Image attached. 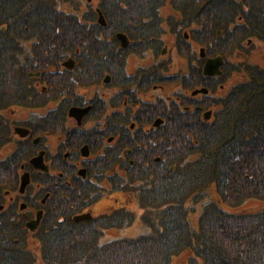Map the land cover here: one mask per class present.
<instances>
[{
	"label": "trees",
	"instance_id": "trees-1",
	"mask_svg": "<svg viewBox=\"0 0 264 264\" xmlns=\"http://www.w3.org/2000/svg\"><path fill=\"white\" fill-rule=\"evenodd\" d=\"M83 2L0 0V102L29 106V72L60 68L70 56L78 58L82 70L100 63V76L105 56L115 51L109 37L126 28L151 42L150 30L161 29L163 21L170 27L184 21L181 28L186 29L192 22V38L209 56H224L248 38L264 41V0H97L105 27L96 23L92 7L81 15L62 9L71 5L78 10ZM165 4L179 18L164 19L160 11ZM242 68L248 79L221 100L212 121L161 102L158 109L143 111L149 122L161 113L164 124L146 135L141 125L135 139L128 133L119 142L114 159L122 163L120 153L132 148L133 164L124 162L127 174L117 175L114 187L129 193L128 201L139 210L122 202L91 220L77 221V198L57 196L35 234L36 248L13 220L0 222V264H176L181 257L182 264H264V209L227 208L264 201V68L246 63ZM202 86L215 87L203 80L200 65L192 74V89ZM73 92H63L64 101H75ZM62 107V114H51L54 119L66 116ZM107 160L104 156L102 165ZM137 219L144 227L140 235L102 242L114 229L119 235L120 228L126 236L136 234Z\"/></svg>",
	"mask_w": 264,
	"mask_h": 264
},
{
	"label": "flooded vegetation",
	"instance_id": "flooded-vegetation-1",
	"mask_svg": "<svg viewBox=\"0 0 264 264\" xmlns=\"http://www.w3.org/2000/svg\"><path fill=\"white\" fill-rule=\"evenodd\" d=\"M96 23L103 27L108 25L107 21L105 26L99 21ZM182 23L185 22L177 21L175 25ZM160 26L164 28L162 33L161 29L150 30L151 42H144L132 28L115 31L109 37L115 51L105 59L103 56L104 69L100 76V63H95L93 70H82L78 58L70 56L60 68L48 66L45 70L29 72V106L0 102V222L13 220L24 230L29 244L36 242L35 234L51 213L53 198L57 196L58 199L77 198L76 203L81 205L77 214L92 219L104 198L113 196L118 202L130 195L114 187L116 176L127 174L124 162L129 160L130 165L133 164L129 157L132 148L126 149L127 154L120 153L122 163L114 159L119 142L127 139L128 133H132L135 139L141 125L146 135L151 128L158 127L156 123L162 125L166 122L161 113L149 122L144 108L158 109L161 102L174 103L179 110L191 114L192 111L198 112L203 121L209 122L215 118L221 100L248 79L243 63L264 68L252 62L248 52L253 41H264L248 38L234 51H226L222 56L221 75L228 66V74H239L240 80L229 85L230 78L226 83H220L221 75H204V58L201 59L203 80L215 87L209 88L208 94L193 95V90L198 87L192 89V74L198 66L192 60V50L196 51L192 48V40L199 48L202 46L192 38V22L183 31L185 41L176 38L177 53L187 61L182 73H168L174 67V59L168 53L164 39L170 26L167 21L161 22ZM177 31L171 30L175 36ZM118 32L125 34V46L118 38ZM209 57L214 56H209L206 51V58ZM234 58L239 59L238 62H233ZM68 61H72L71 67L66 66ZM50 75L54 76L50 78ZM83 75L85 79H82ZM187 80L190 85L186 84ZM66 91H74L71 95L75 93L76 100L73 101L75 97H72L70 101H64L66 96L61 94ZM56 96L59 97L56 99ZM62 106L66 108V116L54 119L51 114L56 110L62 114ZM71 109H76L77 115L71 114ZM21 111L31 113L28 117H20ZM206 112L209 119L204 118ZM79 138L81 141L76 143L74 139ZM104 156L108 160L102 165ZM38 218L39 223L31 231L28 224Z\"/></svg>",
	"mask_w": 264,
	"mask_h": 264
},
{
	"label": "rangeland",
	"instance_id": "rangeland-1",
	"mask_svg": "<svg viewBox=\"0 0 264 264\" xmlns=\"http://www.w3.org/2000/svg\"><path fill=\"white\" fill-rule=\"evenodd\" d=\"M89 3L86 2V0H84L83 4L80 5L79 9L77 10L76 7H72L71 5H66V6H62V9L64 8L67 12H71V13H76L78 14H82V13H86L88 11V9H90V7H92V9L95 10V7L98 5L97 4V0H92V2L90 3V6L88 5ZM160 15L165 18H168L169 16L171 17L172 15L174 16V18H179V16L177 14H175L172 10L171 7L168 4H165L164 6H162L161 11H160ZM182 25H173L172 27H170V29L168 28L166 33H165V42L168 45L169 51L168 53H171V57H173L174 59V67L168 71L169 74H173V73H182L183 70L182 69H186L187 67V61H184V59H182V57L177 53V49H176V38L179 39L181 37V33L183 34V31L186 30V28H181ZM168 27V26H167ZM171 30H178L176 32V36L173 32H171ZM178 41V40H177ZM180 42V40H179ZM199 45H195L194 41L192 40V48L196 49L192 50V60L193 63L195 64V66H200L202 65V60L199 58L198 56V52H199ZM248 52L251 56V60L252 62H254L255 64L260 65L261 67H264V42H260V41H253L251 44V47L248 49ZM239 59H233V62H238ZM228 71H230V67L226 66L224 69V73L221 75V77L219 78L220 83H226V80L230 78L229 80V85H232L234 83H236L238 80H240V75L239 74H228ZM31 111L29 112H25V111H21L20 112V117H28L30 115ZM112 193V192H109ZM116 196V195H115ZM129 199L122 197V199H120L118 202H116L113 199V196L111 197H107L104 198L103 200L100 201V203L97 206V211L98 212H103L106 210H110L113 207V204H119V202H125V203H130V201H128ZM135 209L139 210V207L137 206V203L135 201H133L132 203ZM129 204V205H130ZM228 209L237 211V212H252V211H258V210H262L264 209V201H260V200H246L238 205H234V206H230L227 207ZM95 209V212H96ZM138 220V219H137ZM140 220V218H139ZM137 221L136 223H138V225L135 226V228L137 229V233L136 234H132L134 233L135 229L132 227L130 229V231L128 233L132 234V235H128L127 234V230H123V228H120L121 231V235H119L120 233L114 229L111 230L108 235L110 238L107 237H103L102 238V242L105 241H109V240H113L116 238H126V237H136L138 235L141 234L142 231H144V227L142 225V223L140 221ZM119 235V236H117ZM117 236V237H114ZM112 237V238H111ZM36 245V242L32 243V246ZM34 247V246H33ZM36 248V247H35ZM184 261V257L179 258L176 261V264H182Z\"/></svg>",
	"mask_w": 264,
	"mask_h": 264
},
{
	"label": "water",
	"instance_id": "water-1",
	"mask_svg": "<svg viewBox=\"0 0 264 264\" xmlns=\"http://www.w3.org/2000/svg\"><path fill=\"white\" fill-rule=\"evenodd\" d=\"M89 1H90V0H89ZM97 11H98V13H99V20H100L101 22L104 23V18H103L102 13L100 12L99 9H98ZM3 29H6V27L3 26ZM118 38L121 40V42H122V44H123L124 46L127 44V38H126V36H125L124 34L119 33V34H118ZM200 54H201V56H205V50H204L203 48L200 50ZM222 63H223V60H222V58H221L220 56L215 57V58H209V59H207L205 65H204V73H205L206 75L220 74V73H221V72H220V67H221ZM66 65H69V64L66 63ZM200 92L207 93L208 90H207V89H198V90H195V91L193 92V94H197V93H200ZM76 112H77L76 109H71V110H70V113H71V114L75 113V115H77ZM24 181H25V180H24ZM24 183H25V182H24ZM82 218H83V216H77V217H76V219H82ZM39 220H40V219L38 218L37 220L30 222V223L28 224V226H29L32 230H34V229L36 228L37 224L39 223Z\"/></svg>",
	"mask_w": 264,
	"mask_h": 264
}]
</instances>
